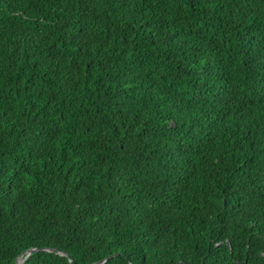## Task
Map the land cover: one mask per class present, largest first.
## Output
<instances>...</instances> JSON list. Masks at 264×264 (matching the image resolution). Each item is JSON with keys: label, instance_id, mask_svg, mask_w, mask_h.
Segmentation results:
<instances>
[{"label": "trees", "instance_id": "1", "mask_svg": "<svg viewBox=\"0 0 264 264\" xmlns=\"http://www.w3.org/2000/svg\"><path fill=\"white\" fill-rule=\"evenodd\" d=\"M264 264V0H0V264Z\"/></svg>", "mask_w": 264, "mask_h": 264}, {"label": "water", "instance_id": "2", "mask_svg": "<svg viewBox=\"0 0 264 264\" xmlns=\"http://www.w3.org/2000/svg\"><path fill=\"white\" fill-rule=\"evenodd\" d=\"M33 250H35V248H29L27 251H26V254L24 255V257H19L18 259H16V262L15 264H21V262L27 257V255L32 252ZM106 258H104L102 261H104ZM102 261H99V262H96V263H93V264H100Z\"/></svg>", "mask_w": 264, "mask_h": 264}]
</instances>
